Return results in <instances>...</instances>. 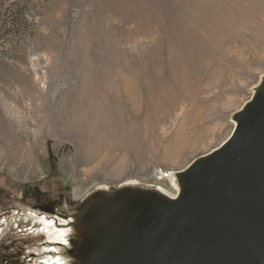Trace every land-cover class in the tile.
Instances as JSON below:
<instances>
[{
	"label": "rangeland",
	"instance_id": "rangeland-1",
	"mask_svg": "<svg viewBox=\"0 0 264 264\" xmlns=\"http://www.w3.org/2000/svg\"><path fill=\"white\" fill-rule=\"evenodd\" d=\"M263 81L264 0H0V264H48L29 208L176 198Z\"/></svg>",
	"mask_w": 264,
	"mask_h": 264
},
{
	"label": "water",
	"instance_id": "water-1",
	"mask_svg": "<svg viewBox=\"0 0 264 264\" xmlns=\"http://www.w3.org/2000/svg\"><path fill=\"white\" fill-rule=\"evenodd\" d=\"M235 119L219 149L177 175L176 198L129 185L80 202L61 255L72 264H264V81Z\"/></svg>",
	"mask_w": 264,
	"mask_h": 264
},
{
	"label": "bare ground",
	"instance_id": "bare-ground-1",
	"mask_svg": "<svg viewBox=\"0 0 264 264\" xmlns=\"http://www.w3.org/2000/svg\"><path fill=\"white\" fill-rule=\"evenodd\" d=\"M34 216L40 220L41 225L46 230L50 243L62 244L66 247L70 246V237L74 234V231L70 227V221H55V219L41 218V216L38 217L36 215ZM56 222H60V224H57ZM47 249L57 253L56 256L54 255L48 258V264H72L69 257L61 255V250L59 248L50 246Z\"/></svg>",
	"mask_w": 264,
	"mask_h": 264
},
{
	"label": "flooded vegetation",
	"instance_id": "flooded-vegetation-1",
	"mask_svg": "<svg viewBox=\"0 0 264 264\" xmlns=\"http://www.w3.org/2000/svg\"><path fill=\"white\" fill-rule=\"evenodd\" d=\"M30 210H32L33 212H35L36 214H38V217L39 216H41V218H42V216L43 215H45V218H49V219H55V221H60V218L59 217H57L56 216V214H52V215H50V214H44V213H41V212H39V211H37V210H34V209H31V208H29ZM15 209H11V210H5V209H0V211L1 212H8V213H11L12 211H14ZM29 210V211H30ZM10 211V212H9ZM16 211H18V210H16ZM33 216V215H32ZM33 217H35V216H33ZM36 219H37V217H36ZM39 221V220H38ZM49 244H50V246H56V245H58V246H60V245H62V244H57V243H50L49 242ZM50 246H48V247H50ZM60 249V248H59ZM44 253H48V254H50L51 256H56L57 255V253L55 252V251H51V250H48L47 249V251L46 252H44ZM50 257V256H49Z\"/></svg>",
	"mask_w": 264,
	"mask_h": 264
}]
</instances>
